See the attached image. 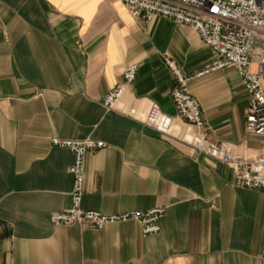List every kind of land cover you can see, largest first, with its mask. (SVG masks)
Listing matches in <instances>:
<instances>
[{
  "label": "crops",
  "instance_id": "crops-1",
  "mask_svg": "<svg viewBox=\"0 0 264 264\" xmlns=\"http://www.w3.org/2000/svg\"><path fill=\"white\" fill-rule=\"evenodd\" d=\"M173 59L192 74L214 56L189 26L133 17L121 0H0V264H264V191L183 141L170 97ZM138 64L113 109L103 96ZM204 132L254 157L247 96L233 66L192 78ZM152 104L171 134L145 123ZM92 138L82 207L105 214L163 207L157 233L139 222L53 224L70 206L73 154L51 143Z\"/></svg>",
  "mask_w": 264,
  "mask_h": 264
},
{
  "label": "built area",
  "instance_id": "built-area-1",
  "mask_svg": "<svg viewBox=\"0 0 264 264\" xmlns=\"http://www.w3.org/2000/svg\"><path fill=\"white\" fill-rule=\"evenodd\" d=\"M121 1L133 17L148 21L159 16L189 26L211 50L214 59L192 74L184 73L170 57L164 58L174 80L170 97L178 117L189 126L187 132L190 135L182 139L197 152L228 164L239 186L264 191V150L254 157H246L237 153L231 143L209 142L203 130L205 119L200 103L188 89L192 78L233 66L247 96L245 128L256 134H264V0ZM137 71V63L123 69L120 82L102 98L101 103L106 109L115 107L125 87L136 78ZM145 123L158 132L171 134L173 119L152 104ZM51 143L67 148L73 154L69 167L72 176L71 203L66 209L51 213V223L70 225L77 222L100 228L108 223L134 220L140 223L146 235L159 232L163 207L114 214L82 207L85 156L102 148L103 141L53 136Z\"/></svg>",
  "mask_w": 264,
  "mask_h": 264
}]
</instances>
